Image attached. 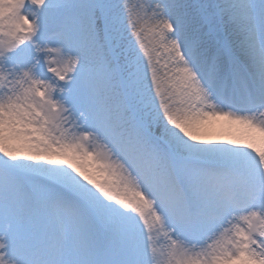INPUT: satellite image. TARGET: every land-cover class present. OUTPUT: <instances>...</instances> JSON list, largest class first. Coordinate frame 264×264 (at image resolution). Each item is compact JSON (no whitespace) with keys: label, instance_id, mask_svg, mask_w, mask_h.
<instances>
[{"label":"snow or ice","instance_id":"obj_1","mask_svg":"<svg viewBox=\"0 0 264 264\" xmlns=\"http://www.w3.org/2000/svg\"><path fill=\"white\" fill-rule=\"evenodd\" d=\"M0 264H264V0H0Z\"/></svg>","mask_w":264,"mask_h":264}]
</instances>
